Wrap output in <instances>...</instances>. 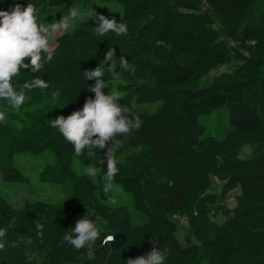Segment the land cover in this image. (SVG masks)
<instances>
[{
  "label": "trees",
  "instance_id": "1",
  "mask_svg": "<svg viewBox=\"0 0 264 264\" xmlns=\"http://www.w3.org/2000/svg\"><path fill=\"white\" fill-rule=\"evenodd\" d=\"M22 1L32 2L46 23L67 16L73 5L81 9L68 29L54 38L53 59L45 68L36 73L23 69L33 79H44L48 87L24 91H45L64 82L61 95L83 106L86 98H94L88 88L95 83L87 81L84 72L102 65L111 46L117 58L127 57L130 68L119 80L106 75V83L115 82L110 91L117 92L122 106L143 124L115 153L120 171L115 181L124 184L131 203L124 211L110 210L108 226L99 228L91 254L62 245L61 240L84 215L95 222L89 208L109 200L101 184L74 168L75 158H88L77 157L58 129L50 131L57 140L49 144L52 159L43 164L39 178L54 184L68 181L77 206L44 203L40 213H33L28 202L15 207L0 190V228L11 225L0 264H39L42 257L54 264H127L129 258L150 252L152 242L168 249L166 264H264V0ZM107 4L120 11L115 18L128 25V35H93L95 22L89 13ZM3 6L6 0H0V10ZM204 8L216 14L230 41L248 51L243 67L230 77L219 79L223 71L207 75L226 65L229 55ZM251 10L259 14L243 20ZM130 69L149 71L151 81L125 80ZM221 110L227 112L228 131L218 138L206 131L203 118ZM5 134L8 160L0 162L2 178L25 182L27 175L10 160L15 152L32 150L31 141L26 135L7 130ZM129 149H142L160 163L165 179L158 181L149 171L127 173L118 160ZM244 150L249 154L243 155ZM105 151H100L102 158ZM89 162L99 165L97 158ZM99 166L106 169V163ZM212 176L222 182L223 194L235 190L232 207L223 206L210 191ZM144 195L158 213L136 221L132 204ZM216 209L228 214L213 223ZM174 216L186 217L193 239L179 238ZM37 221L44 225L42 241L36 235ZM107 235L115 239L105 242Z\"/></svg>",
  "mask_w": 264,
  "mask_h": 264
},
{
  "label": "clouds",
  "instance_id": "2",
  "mask_svg": "<svg viewBox=\"0 0 264 264\" xmlns=\"http://www.w3.org/2000/svg\"><path fill=\"white\" fill-rule=\"evenodd\" d=\"M80 7L73 5L68 15L59 22L45 24L40 21L35 6L29 3L26 7L16 4L11 11H0V100L8 102L9 106L19 109L25 101V91L35 88H47L48 83L41 78L26 81L17 92L13 86V78L19 76L21 69L40 72L53 59L49 37L61 29L69 27V21L78 18ZM95 22L92 33L95 37H104L109 33L115 36L128 35V25L118 22L115 17L109 18L95 12L89 13ZM44 53L45 55H42ZM27 61V63L25 62ZM102 65L84 72L87 81H95L88 90L94 93V98H86L80 110L73 111L67 117L60 115L51 119V127L58 129L64 140L72 145L77 157H87L89 161L98 159V164L106 163V170L102 171V191L110 203H115L108 194L114 188L115 178L120 174L117 168L115 153L121 149L128 137L139 131L143 121L127 107L122 106L120 96L115 91L105 93L108 88L106 75L113 80H119L122 73L130 68L127 57L117 58L116 49L109 46ZM58 93H53L57 96ZM5 113L0 111V122L4 121ZM104 152L103 158L100 155ZM101 168V167H100ZM102 169V168H101ZM88 177H96L98 168L91 163L86 168ZM11 228H0V250H4L8 243V231ZM44 225L36 222V235L43 240ZM100 238L97 224L86 215L76 221L75 226L65 232L61 240L62 245H69L74 250L87 249L91 254L92 246ZM115 237L108 236L111 241ZM168 249L160 248L152 242V249L146 255L135 259L129 258L127 264H166Z\"/></svg>",
  "mask_w": 264,
  "mask_h": 264
},
{
  "label": "rangeland",
  "instance_id": "3",
  "mask_svg": "<svg viewBox=\"0 0 264 264\" xmlns=\"http://www.w3.org/2000/svg\"><path fill=\"white\" fill-rule=\"evenodd\" d=\"M29 3L32 4V2L22 0H6V6H3L0 11H11L16 4L26 7ZM8 8H10V10ZM100 10L102 12L111 13L114 17L120 14V11L117 10V7L114 4L104 5L103 7H100V9H96L95 12ZM203 11L207 14L212 28L217 33V41L229 55V62L224 65L223 72L217 77L219 79L230 77L243 67L248 59V51L246 48L234 44L224 35L219 18L214 12L206 8H204ZM258 14V12L251 10L243 20H251ZM59 21L60 20L56 22ZM41 22L49 24L45 21ZM70 23L71 21H69V26ZM67 29H61L50 35V47L54 46V38ZM124 79L132 82L147 83L151 81L152 77L149 71H136L130 69ZM31 80H33V77L28 72L21 69L20 75L13 78V86L16 91L19 92L22 89L21 86L23 83ZM114 85L115 82H108V88L104 89L105 93L111 90ZM64 86L65 83L63 82L49 90L33 93L25 92V101L18 110L10 107L7 101L0 100V111L5 113L4 124H0V162L8 160L5 151L6 142L2 141L4 135H8L5 134V130H7L9 134L14 132L18 135H26L32 144V150L15 152L10 160L12 165H15L27 175V180L25 182L6 181L2 178L0 169V190L3 196L15 207H21L25 202H28L29 208L33 213H40V205L44 203L59 207H68L71 209H74L77 206V201L73 196L68 181L54 184L42 181L39 178V172L42 169L43 164L52 159V151L49 144L52 141L57 140L50 135V131L54 130V128L51 127V119H55L60 115L67 117L73 111L80 110L83 107L76 105L72 98H67L61 95V89ZM53 93H58V95L54 97ZM203 122L206 131L215 134L218 138L224 137L228 131L226 110L209 113L203 118ZM248 154V150H244L243 155ZM118 161L124 166L127 173L133 171H149L156 180L162 181L165 179L161 176L162 165L153 161L142 149H129L121 158H119ZM89 163L90 162L85 159L75 158L73 166L77 170L86 173V168ZM91 164L95 165L93 163ZM95 166L98 168V175L92 178L97 184L102 185L104 181L101 179V176L102 171L106 170L105 166ZM210 191L218 196V199L223 206L228 208L233 206L235 190L223 194L222 182L214 176L211 177ZM111 195V198L115 200V203L97 201L91 208H89V212L93 215L96 224L102 230H105L108 226V213L112 208L120 207V209L124 211L131 203L129 193L123 183L114 181V188L111 191ZM133 203L132 216L136 221L143 220L148 216L158 213L151 204L148 195L142 196L141 199ZM227 214L228 210H225V212H218L216 209L211 215V220L213 223H218ZM176 225L178 228V236L182 241L187 238H194L192 229L186 221L176 219ZM39 264L54 263L50 262L48 257H42L39 259Z\"/></svg>",
  "mask_w": 264,
  "mask_h": 264
},
{
  "label": "built area",
  "instance_id": "4",
  "mask_svg": "<svg viewBox=\"0 0 264 264\" xmlns=\"http://www.w3.org/2000/svg\"><path fill=\"white\" fill-rule=\"evenodd\" d=\"M223 67L224 66H222V65L221 66H216V67L212 68L211 70H209L208 73H207V75L209 77H212L213 75H215V74L220 73L221 71H223ZM233 200H234V198H233ZM174 218L175 219H178V220H181V221H185L186 220V217L185 216H180V217L174 216ZM108 236H111V235H107L106 238Z\"/></svg>",
  "mask_w": 264,
  "mask_h": 264
}]
</instances>
